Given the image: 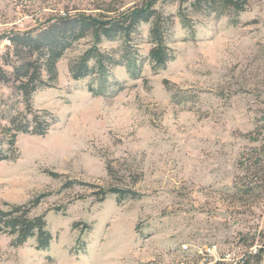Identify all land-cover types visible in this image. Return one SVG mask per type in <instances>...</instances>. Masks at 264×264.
<instances>
[{"label":"rangeland","instance_id":"1","mask_svg":"<svg viewBox=\"0 0 264 264\" xmlns=\"http://www.w3.org/2000/svg\"><path fill=\"white\" fill-rule=\"evenodd\" d=\"M147 1L0 0V66L12 70L8 35L51 14L118 13ZM194 1L157 0L173 21L165 69L148 58L147 23L98 45L124 63L106 79L70 73L95 45L88 36L64 54L52 86L34 93L33 107L57 121L44 135L19 134L20 157L0 162V205L45 194L32 214H46L53 239L43 250L0 232V264H257L261 249L264 264V0H242L238 13ZM24 110L15 84L0 81V132ZM67 181L76 184L63 189ZM112 185L139 196L100 199Z\"/></svg>","mask_w":264,"mask_h":264},{"label":"trees","instance_id":"2","mask_svg":"<svg viewBox=\"0 0 264 264\" xmlns=\"http://www.w3.org/2000/svg\"><path fill=\"white\" fill-rule=\"evenodd\" d=\"M245 1L195 0L193 5L204 4L210 7L213 3H218L219 6L229 7L238 13L245 10ZM156 3L157 0H150L141 6L118 13L114 9H108V13L98 14L73 13L65 10L49 15L36 29L11 32L8 35L10 53L4 57L6 64L12 67V70H4L0 66V81H12L15 84V89L24 97L25 110L7 116L9 125L0 132V162L15 161L20 157L17 146L19 134L44 135L57 121L54 113L35 109L32 96L41 88L52 86L58 78L59 61L78 41L92 36L95 45L70 63V73L76 80L92 75L104 76L106 79L111 66L124 63L123 60L118 61L113 55L103 52L98 45L104 40L114 41L119 37L129 39L142 24L147 23H151L150 41L153 46L148 58L152 67L156 71L167 67V64L174 59L173 51L167 43V31L173 21L171 17L162 16L155 7ZM112 12L116 13L111 14ZM178 15L184 27H189L188 17L183 10H180ZM9 54H13L14 57H10ZM89 90L95 95L103 93V89L91 85ZM51 174L58 176L56 173ZM75 184L76 182L67 181L63 184V189L73 188ZM96 194L100 199L115 194L119 202L139 196L131 188L113 185L100 189ZM45 196V194L38 196L24 204L5 203L6 207L0 205V232L13 236L14 245L20 246L29 239L35 238L38 249L49 248L53 235L48 229L46 214H32ZM79 224L75 223L74 226L78 227ZM85 227L89 228L90 225ZM256 259L257 264L262 263L263 249L259 250Z\"/></svg>","mask_w":264,"mask_h":264},{"label":"built area","instance_id":"3","mask_svg":"<svg viewBox=\"0 0 264 264\" xmlns=\"http://www.w3.org/2000/svg\"><path fill=\"white\" fill-rule=\"evenodd\" d=\"M225 258V257H224Z\"/></svg>","mask_w":264,"mask_h":264}]
</instances>
